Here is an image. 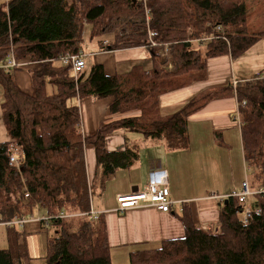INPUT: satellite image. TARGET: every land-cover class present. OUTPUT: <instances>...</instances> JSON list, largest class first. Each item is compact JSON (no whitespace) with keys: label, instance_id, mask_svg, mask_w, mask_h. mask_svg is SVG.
<instances>
[{"label":"trees","instance_id":"obj_1","mask_svg":"<svg viewBox=\"0 0 264 264\" xmlns=\"http://www.w3.org/2000/svg\"><path fill=\"white\" fill-rule=\"evenodd\" d=\"M148 7L150 22L143 4L133 0L0 4V64L13 51L25 64L13 72L28 69L33 87L32 94L24 93L12 72L0 70L3 123L9 136V142L0 144V216L5 222L29 216L36 203L44 214L68 216L52 220L49 229L37 223L48 235L45 264H112L107 225L88 216L95 182L88 178L85 150L94 148L95 181L99 178L104 188L139 158L136 147L127 144L121 151L107 148V138L119 129L163 143L168 151H183L190 146L189 117L211 101L234 96L246 102L240 118L245 161L255 170L249 182L253 190L264 188V78L240 83L236 90L204 92L170 116H162L159 108L161 95L205 80L209 59L226 54L237 59L264 40V31L249 28L247 0H149ZM150 31L158 34L156 46L149 43ZM87 42L98 52L145 47L153 70L135 67L128 74L111 76L102 64H92L75 76L72 66H63L59 58L85 51ZM166 47L176 72L165 69L167 61L160 54ZM74 98H111L112 114L140 111L141 116L85 137L80 109L71 103ZM13 147L21 148L26 157L20 170L10 166ZM253 200L250 205L261 213L247 225L242 223L238 198L222 202L219 227L212 233L193 222L185 205L180 215L185 237L165 241L159 249L133 252L129 264H264V196ZM24 229H7L8 247L0 249V264L31 263Z\"/></svg>","mask_w":264,"mask_h":264},{"label":"crops","instance_id":"obj_2","mask_svg":"<svg viewBox=\"0 0 264 264\" xmlns=\"http://www.w3.org/2000/svg\"><path fill=\"white\" fill-rule=\"evenodd\" d=\"M85 52L86 66L87 59H91L93 64H102L111 76L128 74L135 67H141L145 72L153 70L151 53L145 47L98 52L96 45H88L85 46ZM12 73L18 88L32 94L28 69ZM258 78H264V40L258 41L237 59L228 54L209 59L205 80L195 81L159 98L161 115L166 117L181 111L204 92L233 87L234 82L250 83ZM78 100L75 106L81 112L80 130L85 137L95 135L111 123L141 116L140 111L112 114L111 98ZM3 102L4 93L0 84V144L9 142L3 123ZM239 113L240 103L234 96L209 102L189 117L190 146L176 152L168 151L163 143L145 139L140 133L117 130L107 138V148L121 151L127 144L130 148L136 147L139 158L132 168L119 170L104 188L99 186V178L95 181L98 177L95 150L92 146L86 148L88 178L91 184L95 182L92 211L107 225L113 263L116 260L118 264H125L126 250L130 261L133 252L159 249L165 241L184 238L185 227L180 215H183L185 205L191 209L193 222L198 227L208 225L217 230L222 202L213 197L227 198L239 192L242 183L248 178L242 139L243 122ZM160 171L166 172L168 176L171 199L182 202L183 206L177 205L167 214L153 207L119 213L117 196L144 191L151 174ZM24 234L31 257L30 264H45L47 233L41 231L39 224L29 223Z\"/></svg>","mask_w":264,"mask_h":264},{"label":"built area","instance_id":"obj_3","mask_svg":"<svg viewBox=\"0 0 264 264\" xmlns=\"http://www.w3.org/2000/svg\"><path fill=\"white\" fill-rule=\"evenodd\" d=\"M135 2H141L145 8L147 22L151 20V10L148 7L149 0H133ZM158 34L155 32H149V43L152 46H156V42L154 38L157 37ZM170 51L168 47L165 48L160 54L164 61H167V66L165 67L166 70L171 71L170 69L173 68L174 64L169 62L171 60ZM86 52L80 51L78 54H70L67 53L61 56L59 59L63 66H72V70L77 76L79 73L83 72L86 68L85 62ZM25 64L19 63L13 53L10 52L6 62L0 64V70L5 72H13L15 68L20 67L22 68ZM238 83L234 82L233 88L236 90ZM246 102L240 103V108L245 107ZM240 114V113H239ZM26 160L25 154L21 148L13 147L10 155H9V162L10 166L20 170V168L24 165ZM247 172L249 169L247 168ZM256 196H264V188H259L253 190L249 179L247 178L241 185V189L239 192H234L229 195L227 198H220L218 196H214L213 198L219 199L221 202L229 198H238L239 203L241 204L243 211H242V223L244 225L249 224L250 220L253 219L255 214H260V209H253L250 205V200L255 198ZM26 198H31L29 193L26 194ZM138 198V201L133 202L131 199ZM117 203H118V212L124 214L130 210L140 209L142 207H153L157 211L161 213H171L172 209L175 206H183V203L174 202L171 199V192L169 188V180L166 172H154L150 176V182L144 191H138L128 196H117ZM92 220L98 221L100 216L91 211L88 215ZM68 216L65 213H61L59 216H52L47 215L41 212L40 206L36 203L35 204V212L30 214L29 216L24 217H17L12 221L5 222L2 220L0 216V227H5L7 229H11L13 227H18L19 229L25 228L29 223H42L46 229L50 228V222L54 219H62L67 218ZM202 229L211 232L214 231L212 226H201Z\"/></svg>","mask_w":264,"mask_h":264},{"label":"rangeland","instance_id":"obj_4","mask_svg":"<svg viewBox=\"0 0 264 264\" xmlns=\"http://www.w3.org/2000/svg\"><path fill=\"white\" fill-rule=\"evenodd\" d=\"M9 1L11 0H0V4L7 5ZM247 8L249 12L248 24L251 32L258 33L260 31H264V0H247ZM85 46L86 47L88 46V42L86 43ZM90 46H94V45H90ZM92 64L93 61L91 59L90 60L87 59V66H86L87 69H90ZM170 70L172 72H176L175 65ZM73 75H75L74 72ZM52 92H53V88L49 87L48 93H52ZM78 101H79L78 98H74L71 103L75 106L78 105L77 104ZM246 164H247V168L249 169V172H247V177L249 181L252 182L254 179L255 170L253 167H251L250 164L248 163ZM250 201L253 202L254 201L253 198ZM48 232L51 233L52 231L49 230ZM212 232L213 231H211L210 233ZM7 247H8L7 229L5 227H0V249H6ZM144 247L147 249V245H145ZM128 253H129L128 250H126L125 254L128 260L126 259L127 262H125V264H129ZM112 264H118V262L115 260V263H113L112 261ZM120 264H124V263H120Z\"/></svg>","mask_w":264,"mask_h":264},{"label":"bare ground","instance_id":"obj_5","mask_svg":"<svg viewBox=\"0 0 264 264\" xmlns=\"http://www.w3.org/2000/svg\"><path fill=\"white\" fill-rule=\"evenodd\" d=\"M131 200H133V202H135V201H138L139 199L138 198H135V199H131Z\"/></svg>","mask_w":264,"mask_h":264},{"label":"water","instance_id":"obj_6","mask_svg":"<svg viewBox=\"0 0 264 264\" xmlns=\"http://www.w3.org/2000/svg\"><path fill=\"white\" fill-rule=\"evenodd\" d=\"M225 203H227V201Z\"/></svg>","mask_w":264,"mask_h":264}]
</instances>
